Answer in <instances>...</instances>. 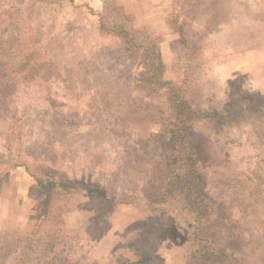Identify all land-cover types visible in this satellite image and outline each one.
Masks as SVG:
<instances>
[{
  "label": "trees",
  "instance_id": "16d2710c",
  "mask_svg": "<svg viewBox=\"0 0 264 264\" xmlns=\"http://www.w3.org/2000/svg\"><path fill=\"white\" fill-rule=\"evenodd\" d=\"M172 5L166 22L177 32V59L169 76L158 64L157 36L117 0H101L97 24L114 46L67 55L58 38L46 43L41 33L13 22L4 35L0 26V123L18 141L8 162L32 179L28 196L35 204L24 226L0 233V264H155L153 237L160 232L182 250L181 264H264V157L249 172H234L218 151L232 127L254 122L259 131L264 95L208 86L215 59L232 51L216 46L210 56L205 50L206 36L228 30L226 41L241 42L243 51L264 48V0ZM8 12L0 8V18ZM135 65L142 67L136 78L124 74ZM77 69L101 91L78 96ZM150 124L161 129L148 131ZM73 157L84 161L85 177L66 175ZM7 164L0 159V191ZM95 170L115 173L128 190L94 177ZM78 191L87 192L93 213L76 232L65 216ZM227 200L251 221L234 218ZM140 201L150 222H135L98 261L94 246L110 215L120 204Z\"/></svg>",
  "mask_w": 264,
  "mask_h": 264
},
{
  "label": "rangeland",
  "instance_id": "374dc122",
  "mask_svg": "<svg viewBox=\"0 0 264 264\" xmlns=\"http://www.w3.org/2000/svg\"><path fill=\"white\" fill-rule=\"evenodd\" d=\"M247 1L255 5L257 0ZM100 2L101 0H4L0 3V8H6L9 12L1 16L0 26L4 35L10 32L16 24L28 33H41L46 43L49 40L58 42L56 40L58 38L67 55L70 51L84 52L95 47L114 46V41L104 38L97 31ZM119 3L127 12L135 15L137 25L147 26L151 33L157 36L160 42L158 64L162 67L165 76L171 75L172 64L177 59L174 46L177 32L166 22L173 8L172 0H121ZM10 22L14 25H10ZM200 25L201 23H195L194 27L198 29ZM225 35L232 36V32L228 30ZM225 35L209 34L205 37V41L210 42L205 48L206 54L214 55L216 46L223 47V51H232L229 56L224 57L221 53L215 59L212 84L208 86H214L218 92H225L234 86L242 91H256L264 95V48H253V51L245 52L241 49V42L237 44L233 40L227 42ZM254 35L257 34L253 32L248 37L253 38ZM247 40V46H253L251 43L254 40ZM128 68L124 74L130 77L136 78L142 71L140 65ZM74 78L78 89L76 94L79 93L78 96L82 98H89V95H95L101 91V87L93 82L83 70L77 69ZM51 88L53 92L61 91V86L56 84H52ZM69 103L73 104L74 100H70ZM16 104L14 108L22 107ZM258 122H260L259 131L254 129V122H246L230 128L225 138L222 139L229 143L218 151L220 157L227 158L231 171L247 173L264 157V117ZM4 126H9V124L0 123V159L8 164L2 168L0 233L11 226H24L35 207L33 199L28 196V188L32 184V179L23 167L12 168L8 162L9 156L14 157L17 154L18 141L14 137L9 138V131ZM160 129V125H148V131L155 132ZM71 161L66 168V175L70 178L85 177L87 169L84 161L78 157H73ZM111 173L102 174L99 170H95L93 176L101 174L105 176L109 184H114L120 191H127L129 186L120 184V178L115 173ZM227 207L234 218L251 221V217L240 214L238 205H232L230 200H227ZM92 213L93 202L89 195L85 191H78L75 193L74 210L65 216L66 226L77 232L79 225ZM150 219L151 215L144 202L120 204L104 224L105 233L94 246L96 259L103 261L113 243L120 241L125 233H129L135 222L149 223ZM75 237H78V234H75ZM153 241L157 245L155 264H181L182 250L175 248L161 232L154 235Z\"/></svg>",
  "mask_w": 264,
  "mask_h": 264
},
{
  "label": "crops",
  "instance_id": "0c3cea01",
  "mask_svg": "<svg viewBox=\"0 0 264 264\" xmlns=\"http://www.w3.org/2000/svg\"><path fill=\"white\" fill-rule=\"evenodd\" d=\"M118 2L121 1V0H117ZM100 5H101V2H100ZM100 10H101V6H100Z\"/></svg>",
  "mask_w": 264,
  "mask_h": 264
}]
</instances>
